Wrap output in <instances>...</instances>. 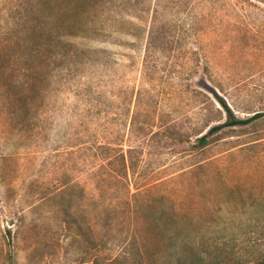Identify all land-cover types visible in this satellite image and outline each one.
<instances>
[{
	"label": "rangeland",
	"instance_id": "obj_1",
	"mask_svg": "<svg viewBox=\"0 0 264 264\" xmlns=\"http://www.w3.org/2000/svg\"><path fill=\"white\" fill-rule=\"evenodd\" d=\"M0 69V264L264 261V0H0Z\"/></svg>",
	"mask_w": 264,
	"mask_h": 264
},
{
	"label": "trees",
	"instance_id": "obj_2",
	"mask_svg": "<svg viewBox=\"0 0 264 264\" xmlns=\"http://www.w3.org/2000/svg\"><path fill=\"white\" fill-rule=\"evenodd\" d=\"M151 15V20H150V24L148 26V30H147V38L146 40L149 41L150 44L158 41V40H164L166 39V29H165V25H163L162 23L159 22L160 20V11H159V6L155 7L152 12H150ZM61 44V42L58 43V45ZM71 55L70 51H65L62 56L60 58H66L69 57ZM72 58V55L70 56V59ZM12 62V61H11ZM59 62V61H58ZM10 63V61L8 62ZM61 64H56L54 66L53 71L57 72L56 74L59 75L58 73H61L63 70L60 68ZM2 70L0 69V80H2L3 78V72H1ZM53 71L49 72V76H47V83H49V85L52 82V78H53ZM24 73L26 74V70L24 71ZM30 76L36 74L35 71H31L29 72ZM28 74V75H29ZM40 94H44V89L39 90L38 89V94L37 97L35 96V100L36 98L40 97ZM8 97V94H7ZM42 97L44 98V95H42ZM219 103L221 104V106L223 107V109L225 110V112L227 113L228 116V122H226L224 124V126L220 125V126H216V127H212L208 130V132L202 136H200L197 139V147L198 148H204L208 145V137L210 135H212L213 133L221 130L223 127L225 126H239V125H247L249 124L253 119L256 118H250L248 120H237L232 111L226 106L225 102H223L222 100L218 99ZM32 109V107H31ZM25 110V113H20V111L16 112L14 111V114H11L7 120V124H4L3 127L0 129V134L1 135H5L9 129L11 128V126L15 127V129L17 130L18 133H22L23 131L27 130L29 127H31V121H32V117L29 114V108L27 107ZM22 112V111H21ZM256 116V115H255ZM259 117V116H256ZM195 147V146H194ZM240 264V263H238ZM253 264H264V261L261 262H256Z\"/></svg>",
	"mask_w": 264,
	"mask_h": 264
}]
</instances>
